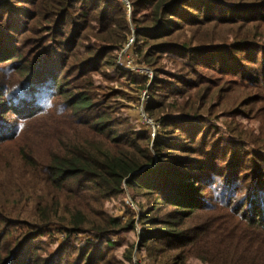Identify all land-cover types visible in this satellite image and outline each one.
I'll return each mask as SVG.
<instances>
[{"label": "trees", "instance_id": "trees-1", "mask_svg": "<svg viewBox=\"0 0 264 264\" xmlns=\"http://www.w3.org/2000/svg\"><path fill=\"white\" fill-rule=\"evenodd\" d=\"M127 1L130 10L120 0H0V142L14 137L4 132L10 113L40 118L55 106L50 119L74 117L78 129L69 143L54 144L45 163L32 152L19 155L44 179L27 188L34 210L26 232L16 236L19 224L13 223L21 216L0 208V264H133L135 250L150 264H264V153L233 150L210 138L188 94L159 96L162 87L168 90L160 61L176 54L223 73L231 71L234 57L248 67L261 57L254 75L260 84L264 0ZM133 34L129 51L156 74L145 108L162 122L155 138L131 114L117 117L103 99L111 98L109 91L100 97L94 92L97 75L146 80L117 62ZM183 75L169 77L188 93L197 91L200 85ZM190 75L197 78V68ZM197 97L205 100L203 93ZM61 108L69 114L58 116ZM251 139L258 143L260 136ZM126 189L150 204L124 224L107 214L105 204ZM56 229L64 235L56 255H41L34 243ZM127 232H135L136 247L127 245L122 259H108L117 244L105 239ZM83 234L92 240L76 245L74 237Z\"/></svg>", "mask_w": 264, "mask_h": 264}, {"label": "rangeland", "instance_id": "rangeland-1", "mask_svg": "<svg viewBox=\"0 0 264 264\" xmlns=\"http://www.w3.org/2000/svg\"><path fill=\"white\" fill-rule=\"evenodd\" d=\"M14 4L22 6L19 2ZM260 43L264 46V41L262 39ZM229 44L231 43H228V45ZM220 46L222 49L225 48L222 45ZM123 50L117 58L119 66L125 72H133L139 76H147L146 80L149 78L148 80L151 83L145 85L146 80L136 77L137 84H134L133 81L131 83V81L126 79L127 75L119 82H115L107 76L101 77L100 75H97L94 76V82L97 86V89H95L94 92L100 97L101 94L109 91L111 98L106 99V97H103V99L110 101L111 108H114L117 117L131 114L136 120L134 122H137L139 129L144 131L143 127L146 129V125L141 118L143 99L144 97L149 98V104L145 108L151 105L153 97L151 99L149 95V88L151 84H153L152 80L156 74L151 68H149V66H146L147 68L140 67L142 60L139 54L136 56L127 50L124 55H121ZM187 59L188 58L181 57L177 54L163 57L160 61V69L164 72L160 78H163V80L168 82L166 84L168 85V90L162 87L159 96H173V94L176 93H173L174 91L182 92L184 95L188 94V100L198 106L196 107V111L199 110L198 113L201 115L202 121H204V125L202 126L206 128L210 138L221 139L224 145L229 146L233 150H239L240 147V149L249 153H253L256 150L264 153V71L262 73V81L260 84H256V79L254 78L255 72L260 69L261 57H259V63L257 65L250 63V67L247 66L249 63L243 60L241 56V62L239 61V56L234 57L230 64L231 71L228 73H223L220 67L219 69H206L203 66L197 65L195 67V64H191ZM139 61L140 64L138 65ZM172 61L176 62L172 63ZM181 62L187 64L185 65L186 68L180 65ZM124 63L138 66L139 71L134 72L127 69V65H124ZM193 68H197V78L190 75ZM238 69H241L242 74L245 75L242 76L236 74L235 71ZM147 71L151 72L152 77L148 76L149 72L147 73ZM169 74H173V76H176L177 78L183 77V74H187V78L190 80L193 79L194 85H200V87L197 91H191L188 93L189 90L180 83V80L170 78ZM246 74L249 76H246ZM150 78H152L151 81ZM200 93L204 94V101H201L200 97H197ZM132 101H135V104H131L129 108L128 103ZM17 102L18 101L16 100L15 103ZM250 102L255 103V105H249ZM137 103H139L138 106ZM210 105H212V112L208 114L207 109ZM245 105L248 106L244 107ZM54 108L55 106L50 109L48 113L44 112L43 116L40 118L27 120H23L17 117V115L10 113L7 116L10 123L4 126L6 128L4 132L8 133L9 131H12L14 137L11 140L0 142V208L7 206L10 208L11 214L16 210L21 216V222L13 223L19 224L18 228L14 230L16 236H19L28 230L26 224L29 222L28 219L30 213H33L34 210V203L31 196L27 195V188L37 182L41 185V179H44V176L41 174L42 172L38 168L36 169L39 172L34 171L24 160L21 161L19 159V155L22 154L23 151L28 155L32 152L42 161V163H45L49 158V151L54 144L62 145L69 143L78 131L74 124V117L68 121L62 120V123H54L49 117V114L53 112ZM145 108L144 111L147 113ZM66 114H69L68 111L61 108L58 116ZM138 119L140 122L137 121ZM155 119L162 125L160 119L154 118V120ZM13 122L17 125L21 124L20 127L17 126L16 131L15 128H13L15 125ZM55 125L57 126L53 128ZM49 133L51 134L50 136ZM57 134H60L59 138L57 137ZM254 134L260 136V141L258 143H254L251 139V136ZM3 135L5 134H0V138H2ZM237 140H242L241 146L229 145V143L235 144ZM247 166L250 168L249 163ZM12 184H15L17 187L13 188L11 186ZM22 184L28 185L21 186ZM127 201L133 202L135 209L131 208L127 204ZM148 204H150V201L137 194H133L131 190L126 189V193L123 196L116 197L106 203L105 210L107 214L120 218L125 224L129 219L138 216V208H141V206L146 207ZM89 238L92 240V237L88 234L74 237L77 242L75 244H83L86 240H89ZM109 238L113 240L117 246L110 250L111 255L108 259H111L112 257L122 259L125 250L128 248L127 245L131 246L133 244L134 246L135 244L136 247L137 244L135 232L110 236L105 240ZM63 239V233H61L60 229H56V231H53L52 236L45 234L34 244L41 248L40 251H38L41 255L50 253L49 255L53 256L56 255L58 246ZM102 246H99V248L102 249ZM103 252L107 254L106 250ZM143 256V254H139L135 250L133 253V264H150ZM190 262L193 264H204L194 260H191Z\"/></svg>", "mask_w": 264, "mask_h": 264}, {"label": "built area", "instance_id": "built-area-1", "mask_svg": "<svg viewBox=\"0 0 264 264\" xmlns=\"http://www.w3.org/2000/svg\"><path fill=\"white\" fill-rule=\"evenodd\" d=\"M122 2H124L126 5H127V8H129L130 10V4L128 3L127 0H120ZM136 42V39H135V35L133 34L131 36V38H129L128 42L125 44V48L122 52L121 55H124L126 53L127 50H129V48H131ZM124 65H127V69H130L131 71H134V72H137L139 71V67L136 66V65H132V64H129V63H124ZM149 72V77H152V74L150 71H147V73ZM146 96V95H145ZM149 104V98L147 97H144L143 99V104H142V109H141V118L142 120L144 121V124L146 125V129L149 130L150 132V135L152 138H155L156 135L158 134V132L160 131L161 129V123L158 122V121H155L154 119H152L150 116L147 115V113H145L144 111V108ZM127 204L135 209V205L133 202L131 201H127Z\"/></svg>", "mask_w": 264, "mask_h": 264}]
</instances>
